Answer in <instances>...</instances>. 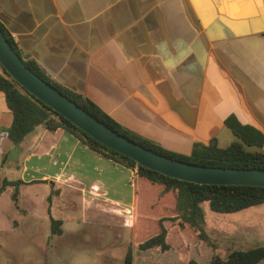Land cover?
Returning <instances> with one entry per match:
<instances>
[{
    "label": "crops",
    "instance_id": "obj_1",
    "mask_svg": "<svg viewBox=\"0 0 264 264\" xmlns=\"http://www.w3.org/2000/svg\"><path fill=\"white\" fill-rule=\"evenodd\" d=\"M0 23L52 81L164 149L230 145L231 115L264 133V0H0ZM12 121L0 91V186L21 181L16 200L14 185L0 193V261L49 264L52 251L57 264H107L109 234L134 233L136 168L63 128L15 144ZM241 211L264 217V206Z\"/></svg>",
    "mask_w": 264,
    "mask_h": 264
},
{
    "label": "trees",
    "instance_id": "obj_2",
    "mask_svg": "<svg viewBox=\"0 0 264 264\" xmlns=\"http://www.w3.org/2000/svg\"><path fill=\"white\" fill-rule=\"evenodd\" d=\"M0 26L13 49L26 65L47 82L66 94L101 121L137 141L143 146L164 155L190 163L234 168H264V152L248 147H263L264 133L250 124L241 122L235 115L226 118V125L239 138L226 147L215 138L208 143H195L189 155L175 153L140 137L121 126L103 112L96 104L80 92H73L47 77L39 66L25 58L12 35ZM0 91L4 93L13 121L5 130L15 144H19L28 133L43 125L49 130L63 128L92 148L112 156L127 166L136 168L135 187V243L125 256L128 264H260L264 261V245L255 244L246 249H232L224 258L214 253V246L205 229L203 202L211 210L232 213L264 204V186L199 184L168 176L159 171L138 164L100 143L76 126L61 113L44 103L16 82L2 66ZM20 180L2 179L0 193L7 185H14V200L19 194ZM51 201V195L48 198ZM51 232L61 234L62 220L50 217ZM189 229L193 230L189 237ZM179 252L181 255L179 256ZM183 255L184 258L182 257Z\"/></svg>",
    "mask_w": 264,
    "mask_h": 264
},
{
    "label": "water",
    "instance_id": "obj_3",
    "mask_svg": "<svg viewBox=\"0 0 264 264\" xmlns=\"http://www.w3.org/2000/svg\"><path fill=\"white\" fill-rule=\"evenodd\" d=\"M0 64L23 86L94 139L171 177L199 184L264 186V168L217 167L190 163L147 148L119 133L29 68L0 26Z\"/></svg>",
    "mask_w": 264,
    "mask_h": 264
},
{
    "label": "rangeland",
    "instance_id": "obj_4",
    "mask_svg": "<svg viewBox=\"0 0 264 264\" xmlns=\"http://www.w3.org/2000/svg\"><path fill=\"white\" fill-rule=\"evenodd\" d=\"M259 206H264V204H260ZM202 207L205 214V229L209 235L210 241L214 246V253L216 255H219L221 257H226L228 253L232 249H246L254 243L264 245V217L263 218H246L245 214L246 211H237L232 213H219L215 212L210 209L208 202H203ZM248 210V209H247ZM114 222L120 221L119 218L113 217ZM134 221V231H135V217L133 218ZM69 228V226H68ZM123 229V233L121 234L119 230H113L114 234H109L107 240H109V237L113 235V242L112 244L105 245V248L108 249L109 247H112L111 252L113 253V259L111 261H108L107 264H126L123 262V256L127 253V251L130 248L136 247L135 243V235L134 233L131 234V230L129 229ZM189 237H192V233H194L193 230L189 229ZM256 233V234H252ZM96 236V235H95ZM94 236V238H95ZM97 237V236H96ZM97 240V238H96ZM96 241H91L90 245L92 243H95ZM89 245V246H90ZM24 254H26V248L29 247L28 244L22 245ZM58 247V246H56ZM91 248L95 247V244L90 246ZM99 247H101L99 245ZM103 248V249H105ZM68 252L64 251L62 254L67 255ZM82 253L84 252H77ZM76 253V254H77ZM179 256L181 255V252L178 253ZM24 256V255H22ZM20 256V259H23V257ZM185 255L182 257L184 258ZM7 262V261H6ZM5 262L0 261V264H3ZM8 263V262H7ZM14 263V261L10 262ZM75 263V262H73ZM92 264L96 263V260L91 261ZM18 264H28L26 261H18ZM34 264H46L43 260L38 261ZM49 264H57L56 261L52 257V251L49 253Z\"/></svg>",
    "mask_w": 264,
    "mask_h": 264
}]
</instances>
